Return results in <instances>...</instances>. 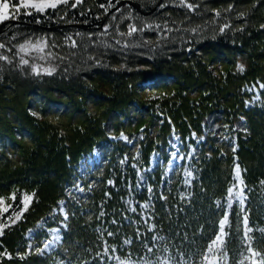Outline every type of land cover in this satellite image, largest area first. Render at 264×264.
Returning <instances> with one entry per match:
<instances>
[{"label":"trees","instance_id":"16d2710c","mask_svg":"<svg viewBox=\"0 0 264 264\" xmlns=\"http://www.w3.org/2000/svg\"><path fill=\"white\" fill-rule=\"evenodd\" d=\"M127 1L150 12L123 3L101 25L117 0H82L33 16L21 9L1 27L0 54L43 38L56 71L37 76L0 60V264H247L240 206L228 207L236 164L262 261L264 0H186L195 10ZM145 24L160 28L139 31ZM129 25L138 29L131 36ZM258 85L253 101L247 88ZM173 135L183 155L167 176ZM94 150L98 162L80 171ZM226 212L223 246L209 252ZM61 222V242L40 252L46 227Z\"/></svg>","mask_w":264,"mask_h":264},{"label":"snow or ice","instance_id":"6c2138e0","mask_svg":"<svg viewBox=\"0 0 264 264\" xmlns=\"http://www.w3.org/2000/svg\"><path fill=\"white\" fill-rule=\"evenodd\" d=\"M177 2L179 6L187 7L190 10H195V8L198 7V5H194L192 3H186V0H177ZM80 3H82V0H74V2H70V0H16V2H12V0H0V24H3L5 21L11 20V19H19V14L21 12V9L25 10L24 11L25 15L33 16L34 13L43 14L48 9H52L53 11H55L59 5H65L69 8H75ZM117 3H119V0H117ZM157 6L167 7V5L162 2L159 3ZM101 7H104V5H101ZM109 7H113V5L109 3ZM229 10H231V6H229ZM217 15H219V12H217ZM61 19H63V17H61ZM113 19H115V17H113ZM35 22L40 23V20L35 19ZM224 27H227V25H225ZM144 28L158 29L160 28V25L145 24L142 28L139 29V31H143ZM128 29H129L127 32L128 36H131L134 32L138 31L135 25H129ZM104 30L105 32L107 31L106 25L104 26ZM191 31L195 32L196 29H192ZM221 31H224V28H221ZM120 35H125V33H120ZM117 43H120V42L117 41ZM46 46H47V42L43 38L37 39L35 43H33L30 39L25 38L24 42L18 45L19 52L25 53V55L28 54L29 50H34L37 53H41L43 52L44 47ZM73 46H75L74 41H73ZM127 46H128L127 44L124 45V47H127ZM3 48H6V45L3 43H0V49H3ZM8 50L11 51V49H8ZM47 55L51 56L52 54L48 53ZM38 58L43 60L46 57L43 55H40L38 56ZM0 60L11 62L8 56L2 55V54H0ZM97 63H99V61H97ZM20 66H30L32 74L34 75L39 76L42 74L41 71H38V66L35 64L29 65V60L25 59L24 56L20 57ZM42 71H43V74L52 75L56 71V68L55 67L44 68ZM33 115H35V113H33ZM235 172H236L235 179L240 180V169L238 165L235 169ZM187 175L190 176L191 173H187ZM188 182L189 181L187 180L185 181V183H188ZM240 183H243V181H240ZM261 183H264V181H262ZM79 191H83V189H79ZM149 191H151V189H149ZM227 191H228V201H229L228 207L231 208L233 200L237 201L240 204V209H239V212L237 213V217L238 219H241V223L244 228V235H245L246 240L248 241L247 250L252 252L253 256H260L261 254L253 250L251 247L252 237L249 235V233H251L253 229L249 227L247 212L245 211V208H244V202H245L246 197L243 194V190L241 189L239 191L234 192L233 188H229ZM160 198L165 199V200L167 199V197H164V196H161ZM12 199L15 200V194L12 195ZM3 203H4L3 199H0V205H3ZM141 207H143L144 209H148L149 205L145 203ZM2 211H7V208H0V212ZM61 211H63V209H61ZM132 211H135V209H132ZM103 215L104 213L101 212L100 216H103ZM64 218L67 219L66 214ZM150 219L151 217L146 219L145 223H148V220ZM113 223H115V221H113ZM226 224H228L227 214H225L224 217L219 221V233L215 235V239L212 241V244L208 245L209 252L213 251V246L215 245H220L222 248L223 243H224V237L227 235V233L225 232ZM154 227L155 226L152 225L149 230L151 231ZM56 231H59V230H56ZM258 231H261L262 233H264V229H258ZM0 234H2V230H0ZM108 235H113V233L110 232L108 233ZM153 239H163V237H153ZM57 240H59L58 235L54 236L53 240L48 241V243L45 244L44 248L49 247L52 243L56 242ZM125 243H131V241H125ZM39 251L43 252L44 249H40ZM107 251L108 250L105 249V254L107 253ZM148 252H152V249L149 248ZM21 258L23 259L24 257H21ZM220 258L224 259V256L222 255ZM205 259H207V256H205ZM120 264H126V261H121ZM145 264H148V262L146 261ZM157 264H160V262L158 261ZM165 264H167V262H165ZM261 264H264V258H262Z\"/></svg>","mask_w":264,"mask_h":264},{"label":"rangeland","instance_id":"374dc122","mask_svg":"<svg viewBox=\"0 0 264 264\" xmlns=\"http://www.w3.org/2000/svg\"><path fill=\"white\" fill-rule=\"evenodd\" d=\"M70 2H74V0H70ZM159 2V1H158ZM135 3V2H134ZM120 6V5H119ZM119 6H117V8L119 7ZM139 7V6H138ZM114 8V7H113ZM140 8V7H139ZM141 9V8H140ZM154 9V8H153ZM113 10H115V9H109L107 12H106V14H105V17L104 18H102L101 19V25H102V23L104 22V20H105V18L113 11ZM142 10V9H141ZM144 11V10H143ZM147 13L146 14H148L150 11H146ZM11 20H16V19H11ZM9 21V20H8ZM17 21V20H16ZM7 21H5L3 24H5ZM3 24H0V30H1V27L3 26ZM55 27H57V26H55ZM33 43H35V41L36 40H31ZM24 41H22L21 43H23ZM48 53H50L49 52V50L47 49V46L46 47H44V50H43V52H41V53H37L36 51H34V50H29V52H28V54L27 55H25V53H21V52H19V47H18V45L15 47V48H13V49H11V51H9V50H7L6 51V53L4 54V55H6V56H8L9 57V60H18L19 62L15 65L16 66V68H18L20 71H27V70H29V71H31V67L30 66H20V57L21 56H24V58L25 59H28L29 60V65H32V64H35V65H37L38 66V71H41V73H43V69L44 68H52V67H55L54 66V62L56 61L55 60V58L51 55V56H48L47 54ZM40 55H43V56H45L46 58L45 59H43V60H41V59H39L38 58V56H40ZM35 58V59H34ZM16 60V61H17ZM1 61H4V60H1ZM6 62V61H5ZM6 63H9V62H6ZM56 68V67H55ZM260 88H261V85H258V87H255V86H251V87H248L247 88V92L249 93V94H251V92H252V96H253V101H257L258 100V96H259V90H260ZM26 98H27V96L26 95H24ZM25 100H27V99H25ZM24 100V101H25ZM120 139L121 140H124L123 142H125V141H127V139H126V137L124 136V135H121L120 136ZM130 143H131V141H130ZM171 149V150H170ZM168 152H170V155H171V157H170V160H169V162H168V164L165 166V171H166V175L168 176V175H170L172 172H174V170L176 169V167L179 165V163H180V161H181V157H182V155H183V151H182V148H181V145H180V141H179V138H178V136L177 135H173V138H172V140H171V142H170V144H169V150H168ZM92 158H90V159H88L87 160V163L88 164H90L91 162L92 163H96V161H97V152H94V154L91 156ZM86 158H83V160H85ZM158 160H159V156H158V154H152V156H151V160H150V163H151V167H154L156 164H157V162H158ZM90 162V163H89ZM236 167H237V164L234 166V168H233V174H234V179H235V176H236V172H235V169H236ZM84 168V166L83 167H80V169H83ZM239 169H240V180H236L235 179V184L234 185H232L230 188H233V191L235 192V191H239V190H243V194H244V196L246 197V192H245V190H244V186H243V184L242 183H240V181H241V168L239 167ZM146 170L145 169H143V170H140V171H138V175L140 176V181H144L145 180V177H144V172H145ZM187 173H191V171L187 168L186 169V172H185V180H187V181H190V178H191V175L190 176H188L187 175ZM78 186L79 187H76L75 189H72L71 191L73 192V193H81L82 191H79V189H82V187L80 186V184H78ZM233 186H235V187H233ZM0 199H3V198H0ZM3 201H4V203H3V205H0V208H7V204H6V202H5V200L3 199ZM29 201H30V198H26L25 199V201H24V207H26L28 204H29ZM237 203L239 206H240V204L237 202V201H235V200H233L232 201V203ZM244 206H245V202H244ZM61 209H63V211H61ZM4 211H2V212H0V216H1V214L3 213ZM59 213H60V215H61V217L63 218V219H65L64 217H65V214H66V211H65V207H64V205L62 204L61 206H60V208H59ZM67 215V214H66ZM4 222V221H3ZM0 223H1V220H0ZM65 225H64V223L63 222H61L60 224H59V226H54L53 228H48V227H46V232L48 233V237L44 240V242H43V246H42V248L41 249H44V251L42 252V253H48V252H50V251H52L53 249H55L56 247H57V245L60 243V241H61V237H62V235H61V229L64 227ZM2 226H0V228H1ZM250 227V226H249ZM44 228V225H43V223H39L38 224V229H43ZM244 229V228H243ZM56 230H59V231H56ZM33 233L34 232H31V233H29L28 234V237H32V235H33ZM250 234V233H249ZM59 236V240H57L56 242H54V243H52L49 247H47V248H44V246H45V244L46 243H48V241H51V240H53V237L54 236ZM260 261H261V259H260V257L259 256H253L252 255V252H250L249 251V256L247 257V262H248V264H261L260 263Z\"/></svg>","mask_w":264,"mask_h":264},{"label":"water","instance_id":"95a60500","mask_svg":"<svg viewBox=\"0 0 264 264\" xmlns=\"http://www.w3.org/2000/svg\"><path fill=\"white\" fill-rule=\"evenodd\" d=\"M124 2L131 4L133 7H135L137 10H139L141 13H144V14L147 13L146 11L141 10V9L138 7V5H137L136 3L132 2V1H127V0L119 1V3H117V4L114 6V8H112V9H116L117 6L121 5V4L124 3ZM10 22H12V23H16L17 21H16V20H11Z\"/></svg>","mask_w":264,"mask_h":264},{"label":"bare ground","instance_id":"6f19581e","mask_svg":"<svg viewBox=\"0 0 264 264\" xmlns=\"http://www.w3.org/2000/svg\"><path fill=\"white\" fill-rule=\"evenodd\" d=\"M124 3H126V2H124ZM159 3H160V1H159ZM159 3H158V4H159ZM122 4H123V3H122ZM122 4H121V5H122ZM134 8H135V7H134ZM138 11H139V10H138ZM143 14H144V13H143Z\"/></svg>","mask_w":264,"mask_h":264}]
</instances>
